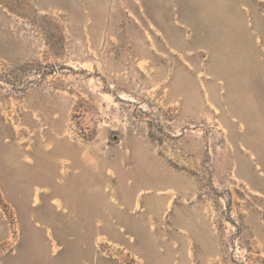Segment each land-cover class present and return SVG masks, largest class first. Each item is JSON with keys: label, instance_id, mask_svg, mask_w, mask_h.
Instances as JSON below:
<instances>
[{"label": "rangeland", "instance_id": "374dc122", "mask_svg": "<svg viewBox=\"0 0 264 264\" xmlns=\"http://www.w3.org/2000/svg\"><path fill=\"white\" fill-rule=\"evenodd\" d=\"M0 264H264V0H0Z\"/></svg>", "mask_w": 264, "mask_h": 264}]
</instances>
